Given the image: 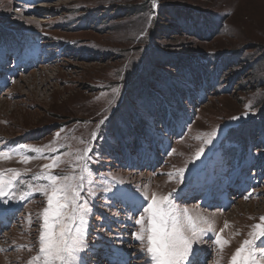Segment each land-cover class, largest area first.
<instances>
[{"label":"rangeland","instance_id":"374dc122","mask_svg":"<svg viewBox=\"0 0 264 264\" xmlns=\"http://www.w3.org/2000/svg\"><path fill=\"white\" fill-rule=\"evenodd\" d=\"M166 7L222 29L210 41L178 33ZM0 32V151L11 154L0 172L21 173L0 199V264L39 254L51 175L83 176V264H120L122 249L127 264H151L134 233L153 193L213 222L196 264H231L245 240L264 264V0H0ZM169 56L192 58V79Z\"/></svg>","mask_w":264,"mask_h":264},{"label":"snow or ice","instance_id":"6c2138e0","mask_svg":"<svg viewBox=\"0 0 264 264\" xmlns=\"http://www.w3.org/2000/svg\"><path fill=\"white\" fill-rule=\"evenodd\" d=\"M152 3L155 6L156 0H152ZM216 135V131H213L207 143L211 144ZM204 152L205 149L201 147L196 152V158L202 157ZM0 158L10 159L11 154L0 151ZM57 166L55 163L43 165L46 169ZM8 171L12 173L8 178L0 172V199L4 203H7L6 197L14 190L21 176L16 169ZM183 171L181 169L179 175L182 176ZM47 179L50 183L39 189L48 197V206L43 211L42 231L39 234V254L29 264H83L80 254L86 250L83 225L88 212L87 207L80 204V182L83 176L51 175ZM112 195L116 199L137 198V193L124 190L115 191ZM20 199L26 197L21 195ZM143 199L147 206L139 209L140 215L135 222L140 225V229L134 233V237L144 245L151 264H196L194 245L206 232L212 230L213 222L207 217H201L197 221L186 210L178 212L173 193L164 196L153 193L150 201L147 194H144ZM261 220L264 221V217ZM255 229L264 236V223L255 225ZM217 243L227 244L228 241L217 239ZM250 245L251 241L245 240L233 254L231 264H259L256 252Z\"/></svg>","mask_w":264,"mask_h":264},{"label":"trees","instance_id":"16d2710c","mask_svg":"<svg viewBox=\"0 0 264 264\" xmlns=\"http://www.w3.org/2000/svg\"><path fill=\"white\" fill-rule=\"evenodd\" d=\"M169 9L170 10H168V7H166L165 13H163L164 14L163 16L167 17V19L168 17H171L175 20V22L179 26L178 28H180L181 30L178 33H183V34L185 33L188 35L196 36L200 40L210 41L222 29L221 22H219V20H216L214 22V17L211 18L209 15L198 14L197 12H193L192 10H187V9L185 10L177 9V8H169ZM93 20L97 21V19L95 18ZM91 21H92V18L90 22ZM169 32L170 31H168V34ZM167 58H171L170 60H167L168 61L167 63H169V67H171L172 69L174 68L177 71L180 70L181 75H185V73H188L184 71V69L187 66L195 65V63L193 62V59L187 56H182L179 61L177 60V58H174L172 56L166 57L165 59ZM200 71H201L200 69H197V73L194 72L192 75H195L196 77ZM188 74L191 77L190 73ZM201 75L202 76H198V81L202 80L203 82L204 76L203 74ZM192 77L190 79H192ZM184 91L186 93V91H190V89L189 90L187 89Z\"/></svg>","mask_w":264,"mask_h":264},{"label":"bare ground","instance_id":"6f19581e","mask_svg":"<svg viewBox=\"0 0 264 264\" xmlns=\"http://www.w3.org/2000/svg\"><path fill=\"white\" fill-rule=\"evenodd\" d=\"M235 200V199H234ZM121 252V263L122 264H127L130 262L129 258H128V254L122 249L120 250ZM120 263V264H121Z\"/></svg>","mask_w":264,"mask_h":264}]
</instances>
